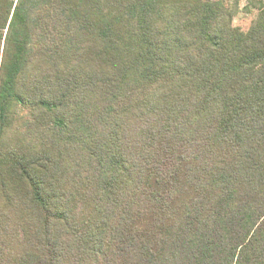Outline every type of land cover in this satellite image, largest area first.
Masks as SVG:
<instances>
[{
	"label": "trees",
	"instance_id": "obj_1",
	"mask_svg": "<svg viewBox=\"0 0 264 264\" xmlns=\"http://www.w3.org/2000/svg\"><path fill=\"white\" fill-rule=\"evenodd\" d=\"M263 3L0 0V264H264Z\"/></svg>",
	"mask_w": 264,
	"mask_h": 264
},
{
	"label": "rangeland",
	"instance_id": "obj_2",
	"mask_svg": "<svg viewBox=\"0 0 264 264\" xmlns=\"http://www.w3.org/2000/svg\"><path fill=\"white\" fill-rule=\"evenodd\" d=\"M14 1V3H16L17 0H12ZM264 5V3H263ZM255 15V11H253L252 13L248 14V13H238L237 16H235L234 20H233V25L235 27H239L242 30H246L249 27L250 21L252 20V18Z\"/></svg>",
	"mask_w": 264,
	"mask_h": 264
},
{
	"label": "built area",
	"instance_id": "obj_3",
	"mask_svg": "<svg viewBox=\"0 0 264 264\" xmlns=\"http://www.w3.org/2000/svg\"><path fill=\"white\" fill-rule=\"evenodd\" d=\"M204 2H208V3H222L226 6H232L235 3H238L239 9H243L246 5L248 0H203Z\"/></svg>",
	"mask_w": 264,
	"mask_h": 264
}]
</instances>
